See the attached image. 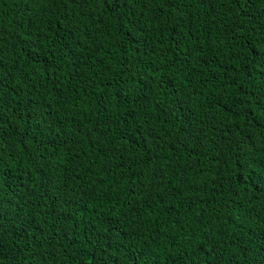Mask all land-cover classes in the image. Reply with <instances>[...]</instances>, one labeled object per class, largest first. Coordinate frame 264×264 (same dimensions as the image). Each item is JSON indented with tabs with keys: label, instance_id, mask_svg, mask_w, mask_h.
<instances>
[{
	"label": "trees",
	"instance_id": "16d2710c",
	"mask_svg": "<svg viewBox=\"0 0 264 264\" xmlns=\"http://www.w3.org/2000/svg\"><path fill=\"white\" fill-rule=\"evenodd\" d=\"M0 264H264V0H0Z\"/></svg>",
	"mask_w": 264,
	"mask_h": 264
}]
</instances>
